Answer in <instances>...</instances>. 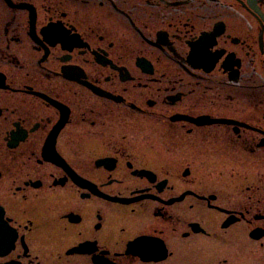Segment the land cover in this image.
Returning a JSON list of instances; mask_svg holds the SVG:
<instances>
[{
    "label": "flooded vegetation",
    "instance_id": "af4514ba",
    "mask_svg": "<svg viewBox=\"0 0 264 264\" xmlns=\"http://www.w3.org/2000/svg\"><path fill=\"white\" fill-rule=\"evenodd\" d=\"M0 264H264V0H0Z\"/></svg>",
    "mask_w": 264,
    "mask_h": 264
}]
</instances>
